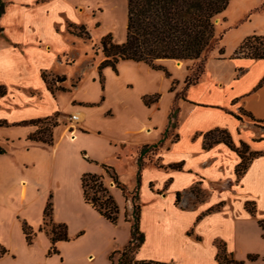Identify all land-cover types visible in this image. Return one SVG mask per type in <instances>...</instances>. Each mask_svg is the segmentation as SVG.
<instances>
[{
    "label": "crops",
    "instance_id": "1",
    "mask_svg": "<svg viewBox=\"0 0 264 264\" xmlns=\"http://www.w3.org/2000/svg\"><path fill=\"white\" fill-rule=\"evenodd\" d=\"M3 1L6 5L0 17V85L6 93L0 96V120L8 124L0 125V145L6 149L0 154V245L8 251L0 256V264H37L30 253L33 246L24 238L19 205L33 200L31 191L38 182L31 169V156L43 158L47 146L27 139L36 125L19 127L16 123L52 116L58 111L57 99L42 74L54 75L52 62L60 54L65 55L60 46L62 32L70 23L80 24L75 20L80 0ZM9 3L13 5L9 8L12 21L6 25L3 22ZM136 64L149 72L160 71L142 61ZM175 72L177 83L173 90H168L171 82L167 81L164 89L150 87L144 93L160 92L162 97L167 93L171 104L165 111L166 122H154L157 104L147 107V111L142 109L137 118L131 116L128 131L143 136L121 140L123 146L129 147L110 161L119 179L123 172L121 161L130 158L127 171L132 173L133 182L125 185L119 179L129 195L136 186L138 148L157 144L142 168L137 201L144 241L134 254L137 262L155 263L133 264H219L217 241H223L232 253L244 249L251 252L258 240V222L264 221V58L222 56L212 50L195 83L185 85L188 69ZM172 107L175 119L170 121ZM73 113H78L79 119L72 124L79 125L85 114ZM172 127L173 132L167 133ZM216 128L226 130L236 146L245 143L250 151L262 153L250 161L239 178L235 166L240 157L235 150L224 142L204 146V134ZM60 137L66 139L65 130ZM57 148L58 139L52 152L56 154ZM85 170L104 173L97 166ZM80 176L79 171L76 191L72 195L63 193L62 199L67 200L65 204L73 199L80 201L91 219L81 223L80 228L93 232L95 246L108 257L106 263L99 264H115L119 254L115 253L113 260L109 255L122 250L130 239L131 222L127 219L133 217V202L105 175V184L119 206L118 221L111 223L85 202ZM247 202L254 203L255 214L248 211ZM27 218L33 226L40 221V217ZM53 220L68 222L66 216L54 215ZM70 230L73 233L71 225ZM39 234L50 243L45 232ZM19 249L28 253L25 263L17 260Z\"/></svg>",
    "mask_w": 264,
    "mask_h": 264
},
{
    "label": "rangeland",
    "instance_id": "2",
    "mask_svg": "<svg viewBox=\"0 0 264 264\" xmlns=\"http://www.w3.org/2000/svg\"><path fill=\"white\" fill-rule=\"evenodd\" d=\"M8 6H10L8 9L13 7L12 3ZM79 8L80 11L75 14V20L80 24L70 23L67 31L62 32L60 46L63 47L62 52L65 55L60 54V58H55L52 62L51 70L54 75L46 74L47 85L52 86L53 89L57 88L53 93L57 99L58 111L56 117L53 118L57 120L58 125L52 129V144L54 145L55 140L58 139L57 152L56 154L52 152V144L44 143L47 146V152L43 158L38 159L34 154L31 156V163H33L31 169L38 185L31 191L32 202L27 205L26 202H22L19 205L21 207L19 214L21 228L23 223H26L35 232L32 243H30L33 246L30 253L37 264L106 263L108 257L102 249L95 246L93 232L80 228L81 223L91 221L90 217L81 207L80 201L73 199L65 204L67 200L62 199L63 193L68 191L72 195L76 191L79 171L82 175L84 172H90L85 170L88 167L97 166L103 169L101 163L114 168L111 162L115 161L118 154L122 153L126 147L123 146L124 143H120L121 140L125 139L123 142H126V138L143 136L142 134L133 135L128 131L131 128L128 123L131 116L137 118L142 109L147 111L150 106L157 104L158 110L153 117L154 122L158 125L166 122L168 114L165 111L171 104L167 93H164L163 97L160 92L155 93L159 95L158 101L146 106L141 100V95L142 98L153 95L144 94L147 88L164 89L166 82L170 81L171 85L168 90L171 91L174 88L171 86L175 71L191 68L188 73L193 75L202 63L201 60H182L183 64L177 66L173 60L166 59L164 62L158 60L157 64L164 66L170 74L167 76L164 70L147 71L144 66L136 64L138 61L119 60L115 69L110 65L102 68L101 80L98 69L103 60L101 41L106 36H110L112 43L124 42L127 0H80ZM10 9L4 17L3 23L6 25L12 21ZM215 19H217L214 20L216 36H222L214 43L212 50L220 54L219 49L222 48L223 53L220 55H231L245 37L252 34H264V0H229L225 10ZM212 50L208 51L207 57ZM55 75L64 76L65 79L58 82ZM77 85L79 87L75 88ZM73 112H84L85 114L84 120L79 125H73L69 120ZM16 125L19 127L33 126L32 124ZM70 128L72 132L69 131ZM63 130L66 132V139L60 137ZM170 132H173V127L167 131V133ZM72 133L73 138L70 137ZM154 150H148L146 155L153 156ZM121 162L120 167L123 172L119 179L125 185L132 183L133 175L127 171L130 158L125 157ZM115 171L117 172L116 169ZM102 175L105 180V175L108 174L104 171ZM124 193L130 196L132 202L136 201L134 191L130 193L131 195H128L126 191ZM48 202L52 205V218L54 215L68 218V222H56L67 225L69 238L56 241L55 252L50 251L51 241L46 243V239L39 234L46 233L45 230H40V226L43 224L44 210ZM261 210L264 214V209ZM27 216L35 220L40 217V221L33 226ZM69 224L73 233L70 232ZM257 231L258 240L252 247L255 251L249 252L244 249L233 253L237 260L242 261V264H264V229L260 227ZM24 238L26 240L25 235ZM251 253L258 254V257L254 260L249 259L248 255ZM17 260L25 263L28 261V253L22 249L17 250Z\"/></svg>",
    "mask_w": 264,
    "mask_h": 264
},
{
    "label": "trees",
    "instance_id": "3",
    "mask_svg": "<svg viewBox=\"0 0 264 264\" xmlns=\"http://www.w3.org/2000/svg\"><path fill=\"white\" fill-rule=\"evenodd\" d=\"M228 3L229 0H127L126 38L120 44L112 43L110 36L102 39L103 60L98 66L100 79L102 68L110 65L115 69L119 60L142 61L153 69L164 70L167 76H170V74L165 67L157 64L159 59L201 60L199 70L195 71L193 75L188 73L184 80L186 86L195 83L204 70L208 51L214 49V43L220 40L222 36H216L214 20L217 15L225 10ZM5 5V2L0 0V17ZM219 53H223L222 48L219 49ZM232 57L264 58V34H252L245 37L234 50ZM54 77L57 78L58 82L65 79L64 76L59 75ZM42 78L46 81L45 73L42 74ZM176 83L177 81L174 79L171 88ZM47 86L52 92L57 89H53L50 85ZM5 93V87L0 85V96ZM158 99V94L147 95L142 98L146 105H150ZM172 108L169 114L170 121L173 118L175 119V110H172ZM56 115L55 113L44 118L22 120L16 124L36 125L37 129L30 133L27 139L52 144V129L58 125L57 120L53 118ZM248 116L250 115L248 114ZM237 117L240 118L239 115ZM6 124H8L6 120H0V125ZM216 142L226 143L240 157V161L235 166V173L238 178L246 171L250 161L262 154L261 152L250 151L245 143L236 146L232 142L230 134L224 129L216 128L204 134V146L209 147ZM151 149L156 151L157 144L143 145L137 151L136 186L134 189L136 201L133 202V219H127L131 222L130 239L122 250L114 251L109 255L110 260H113L114 254H119L116 264L155 263V261L137 262L134 260L135 252L144 241V234L140 229V204L137 199L142 168L145 163L144 159L147 156V151ZM5 152V148L0 145V154ZM101 166L112 178L115 185L125 192L126 187L118 179L115 169L105 163H101ZM171 166L179 167L180 165L172 164ZM80 185L85 202L111 223H117L119 206L108 186L104 183L103 175L84 172L80 176ZM246 207L251 214H255L253 202H247ZM258 223L263 230L264 221L260 220ZM22 229L27 242L32 243L35 232L31 226L23 223ZM40 230H45L49 235L51 241L50 251L53 252L56 251V241L69 238L67 225L53 221L51 202L47 203L44 210L43 224L40 226ZM216 245L218 249L216 259L219 264H242V261L237 260L233 253L227 250L223 241H217ZM7 251L5 247L0 245V256L6 254ZM257 257L258 254L251 253L248 255L251 260Z\"/></svg>",
    "mask_w": 264,
    "mask_h": 264
},
{
    "label": "built area",
    "instance_id": "4",
    "mask_svg": "<svg viewBox=\"0 0 264 264\" xmlns=\"http://www.w3.org/2000/svg\"><path fill=\"white\" fill-rule=\"evenodd\" d=\"M78 119H79V114L78 113H72L69 116V120L72 121L73 123L77 122ZM69 131L72 132L73 130L70 128Z\"/></svg>",
    "mask_w": 264,
    "mask_h": 264
},
{
    "label": "bare ground",
    "instance_id": "5",
    "mask_svg": "<svg viewBox=\"0 0 264 264\" xmlns=\"http://www.w3.org/2000/svg\"><path fill=\"white\" fill-rule=\"evenodd\" d=\"M115 9V8H114ZM120 13H122V12H120ZM122 17L124 18V16L122 15ZM122 22H124L123 20H122ZM116 23H118V22H116ZM119 24V23H118ZM124 24H125V22H124ZM119 26V25H118ZM122 27H123V25H122ZM117 31V30H116ZM118 34V33H117ZM177 63V62H176ZM177 66H180V62L177 64Z\"/></svg>",
    "mask_w": 264,
    "mask_h": 264
},
{
    "label": "water",
    "instance_id": "6",
    "mask_svg": "<svg viewBox=\"0 0 264 264\" xmlns=\"http://www.w3.org/2000/svg\"><path fill=\"white\" fill-rule=\"evenodd\" d=\"M215 20H217V19H215ZM181 61H182V60H176L177 63H179V62H181Z\"/></svg>",
    "mask_w": 264,
    "mask_h": 264
}]
</instances>
